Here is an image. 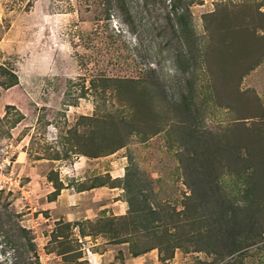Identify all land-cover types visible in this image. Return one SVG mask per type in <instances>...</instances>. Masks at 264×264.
I'll return each mask as SVG.
<instances>
[{
    "label": "rangeland",
    "instance_id": "rangeland-1",
    "mask_svg": "<svg viewBox=\"0 0 264 264\" xmlns=\"http://www.w3.org/2000/svg\"><path fill=\"white\" fill-rule=\"evenodd\" d=\"M0 65V264H264V0H0Z\"/></svg>",
    "mask_w": 264,
    "mask_h": 264
},
{
    "label": "trees",
    "instance_id": "trees-1",
    "mask_svg": "<svg viewBox=\"0 0 264 264\" xmlns=\"http://www.w3.org/2000/svg\"><path fill=\"white\" fill-rule=\"evenodd\" d=\"M170 13H172L174 16H180L182 13L180 12V10L176 7V5H174L172 7V10H170ZM0 69L2 70V74L3 75H8V77L6 79L0 80V85L4 88H10L16 84L19 83V79L17 74L11 70L8 69V67H5L3 65H0ZM56 192H58L60 190L59 186L56 187ZM82 235H85L82 231H81ZM28 249H34V247L36 245H34L32 239L29 237L28 238ZM11 264H42L39 260V258L36 257V260H29L26 261L22 258V255L20 253V250L18 247H14L13 250V258L11 260Z\"/></svg>",
    "mask_w": 264,
    "mask_h": 264
}]
</instances>
